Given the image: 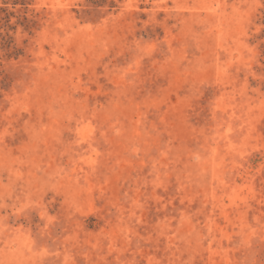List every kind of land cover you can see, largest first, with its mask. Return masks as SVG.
Returning <instances> with one entry per match:
<instances>
[{
  "label": "rangeland",
  "instance_id": "rangeland-1",
  "mask_svg": "<svg viewBox=\"0 0 264 264\" xmlns=\"http://www.w3.org/2000/svg\"><path fill=\"white\" fill-rule=\"evenodd\" d=\"M0 264H264V0H0Z\"/></svg>",
  "mask_w": 264,
  "mask_h": 264
},
{
  "label": "trees",
  "instance_id": "trees-1",
  "mask_svg": "<svg viewBox=\"0 0 264 264\" xmlns=\"http://www.w3.org/2000/svg\"><path fill=\"white\" fill-rule=\"evenodd\" d=\"M92 3H95V2H92ZM6 38H8V39H6L7 40L6 45L9 46L12 43V40L10 37H6Z\"/></svg>",
  "mask_w": 264,
  "mask_h": 264
}]
</instances>
